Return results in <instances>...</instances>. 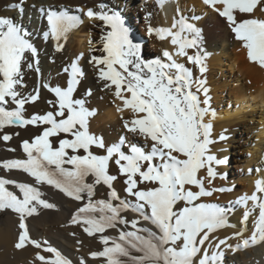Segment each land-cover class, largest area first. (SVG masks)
<instances>
[{"label": "snow or ice", "instance_id": "obj_1", "mask_svg": "<svg viewBox=\"0 0 264 264\" xmlns=\"http://www.w3.org/2000/svg\"><path fill=\"white\" fill-rule=\"evenodd\" d=\"M24 3L25 0H17L9 7L23 12ZM159 3L163 6L164 0ZM203 3L227 20L236 39L247 49L249 60L264 67V18L255 15L257 10L264 13V0ZM41 12L45 10L41 8ZM86 15L102 22L101 54L93 55L90 63L104 88L122 102L118 111L128 109L133 114L124 126L133 137H142L144 145L126 137L107 145L103 137L90 131L89 121L96 111L87 107L84 99L74 96L83 76L78 58L63 69L68 73L66 86L38 81L36 89L28 92L27 72L34 67L40 72L38 50L22 24L0 15V131L12 125L41 128L40 134L22 141L25 158L4 160L2 167L22 170L35 183L51 186L82 202L71 223L81 226L89 236L101 234L105 247L91 255L106 257L107 264H197L198 257V264H224L220 249L226 239L215 242V233L231 226L229 216L236 205L246 209L242 223L258 209L251 236L236 248L264 242V179L255 182L251 195L241 196L228 206L204 201L214 192L232 188L211 186L218 177L226 178L218 168L227 159L219 158L211 149L216 143L212 121L217 113L211 108L206 81L194 79L192 70L177 59L185 57L201 74L207 71L205 61L209 54L203 48L201 29L183 15L168 28L149 26L150 35L161 40L170 38L175 52L164 50L163 58L145 59L140 43L134 41L119 13L101 5L99 11L88 8ZM46 17L49 30L44 32V38L55 40L59 51L63 48L60 41L68 38L80 18L67 8H49ZM189 49H195V54L189 55ZM41 88L54 94L55 99L47 101L50 110L26 116V105L40 99ZM87 94H91L90 90ZM12 137L8 132L0 135L5 142ZM225 139L220 134L219 140ZM94 149H102L104 154H97ZM110 163L125 178L126 198L113 186L117 175L110 174ZM9 185H15L19 192ZM100 185L109 189L107 198L94 199ZM41 207L51 209L55 205L42 198L40 188L0 177V211L11 210L19 217L14 246H34L49 253H36L40 264H72L58 249L30 236L26 220ZM129 210L137 213V218L128 220L122 215ZM141 219L150 222L155 230L139 227ZM118 225H130L133 230H120L118 239L104 234ZM234 235L239 237L242 233Z\"/></svg>", "mask_w": 264, "mask_h": 264}, {"label": "bare ground", "instance_id": "obj_2", "mask_svg": "<svg viewBox=\"0 0 264 264\" xmlns=\"http://www.w3.org/2000/svg\"><path fill=\"white\" fill-rule=\"evenodd\" d=\"M16 2L17 0H0V15L13 17L16 19V22L22 24L24 29L30 34L29 38L31 42L38 50V66L40 72L37 73L35 67L27 72L25 77L27 91H34L38 81L41 84L48 82L52 85L59 84L61 86H66L68 73H65L63 69L78 58V65L83 72V76L81 77L80 84L77 86V91L74 93V96L77 99H84L86 101V106L96 111V114L89 121V127L93 129V132L103 136V138L112 144L119 143L121 137H126L127 140L140 145H144V141L142 137H133V135L127 131L124 126L125 121L131 120L133 114L129 110H126L129 111L127 115H119L118 113L121 111L118 113L116 112V103L119 99L113 95L112 91L104 88V82L98 79L96 69L94 65L90 63L93 55L98 56L101 54L99 51L100 48L89 51V43H91V46H101L99 42L102 35V22L96 23L94 21L95 19H90L86 15L87 9L93 8L99 11L100 6L104 5L105 10L119 13L129 28L133 26L131 22L133 23L134 20H138L143 35L141 40L144 38L149 40L150 49H148V51L144 50V54L141 52V55L145 59H153L156 57L163 58L162 53L164 50L175 52V46L171 44L170 38L161 40L154 34L150 35L148 33L149 26L153 28L171 27L174 19H179L181 15L188 18L189 22L195 23L196 26L201 29L203 48L209 54L205 61L207 71L201 74L199 68L188 62L185 57H178L177 59L192 70L194 79L198 78L206 81L205 86L209 89V96L211 97V108L217 113L216 118L212 121V138L216 141V143L211 145L212 152L219 158L224 159L229 154V142L238 141L240 146L243 147L240 152L247 153L245 159L242 160L245 162L244 167L247 170L244 190L241 191L239 188H236L231 191L214 192L211 197L204 198V201L228 206L230 202H234L239 197L246 194L251 195L253 191H255V182L264 179V67L249 60L247 49L243 46L242 41L236 39L235 33L232 31L227 20L221 17L212 8L205 5L203 0H164L163 6L160 5L159 0H25L23 12L9 7V5L15 4ZM259 7L258 5V9ZM41 8H43L45 12H41ZM49 8L54 10L67 8L70 14L79 16L81 21L68 33V38L66 40L62 39L60 41V43L63 44V48L59 51L56 49L57 42L51 39V37L46 40L43 35L44 32L49 30L46 17V11ZM255 15L258 18H264V13L258 10L255 12ZM193 17H197L198 19H193ZM195 51V49H189L188 53L189 55H194ZM81 53L83 54L82 56ZM89 88L92 89L90 95L87 94V89ZM193 90L195 91V85ZM199 95L201 99H203V93L201 92ZM54 99V94L41 88L40 99L33 105L27 106L29 110L26 115H31L34 112L42 114L50 110V105L47 101ZM7 131L18 133V135L13 136L7 143H4L0 139V159H3L2 161H4V159H12V157L17 155L20 156L21 146L19 141L30 139L32 136L40 134L41 128L31 125L26 128L10 126L6 128V131H0V135ZM244 132L246 133L245 137L243 136ZM220 134H223L226 139L223 141L219 140ZM12 149L15 151H12ZM221 166H219L220 169L225 170L229 168L226 164ZM112 170H114L112 171L113 174L117 175V184L119 185V188L115 189L122 198H126L121 191V186L123 185L121 181L123 182L124 180L123 176L118 174L117 166ZM1 171L2 174H0L4 178L15 180L17 177L18 180L24 183L28 182L35 187L41 188L40 190L45 188L48 189V191H56L55 188L46 184L40 185L35 183L34 178L24 173L22 170L15 171L17 172V174H15V172L11 170L0 167V172ZM7 174L10 176L12 175V177H8ZM200 174L204 175L205 173L201 172ZM232 180L233 178H229V180L226 181L228 184H231ZM214 183H216V185H211L212 187H224V181L216 180ZM11 189L15 190V185H11ZM108 191L109 189L106 185L97 186V193L94 199L102 195L103 198H107ZM44 192L45 191H42V198L52 201V199L46 195L47 193L45 194ZM56 192L60 191L57 190ZM55 195L57 196L58 194L56 193ZM59 197L63 200V202L60 200L61 206H63L67 212H71V209H75L79 204H82V202L75 201L65 196L63 193H61ZM249 204H251V202H249ZM55 208H57L56 205L54 209ZM54 209L51 208V211ZM245 210L243 205L234 206L229 216V224L231 226L220 229L215 233V242L226 239V245L221 246L220 249L224 254V264H264V242L250 245L247 248H236V245L242 243L243 239L251 236L254 228L253 221L256 216H258L257 209L252 213L246 223H242ZM48 211L44 214H41L43 212L40 211V214H38V212L27 218L26 222H28L27 225L29 227L30 236L36 239L41 230L45 231L48 238L57 237V235L50 233L53 231H58L57 234H59V236H67L66 233H63V229L59 230V226H56L57 218L54 219V217L58 213H56L55 210L52 211L53 213ZM50 213L53 214L51 218H49ZM122 215L128 220H132L137 218L138 214L129 210L122 213ZM17 217L18 215L12 211H0V264H40V261L36 258V253L38 252L37 248L34 246H26L24 249H17L14 246L18 237L19 221ZM138 226L151 227L155 230L150 222L142 219ZM117 228L118 229L115 230L107 229L104 234L118 239L120 230H133L130 225H118ZM237 232H241L242 235L239 237L234 235ZM98 234L101 235L100 233ZM57 239L59 238L57 237ZM88 242H90V240ZM61 243L62 244L59 246L62 250L64 252L69 251L68 247L72 244H66L65 241ZM111 243L112 242L109 241V245H111ZM78 244L80 243L78 242ZM84 245L86 247L87 244L85 243ZM78 248L80 247L78 246ZM42 255L48 256L46 253ZM132 255H139V253L132 252ZM97 263L93 262V264Z\"/></svg>", "mask_w": 264, "mask_h": 264}, {"label": "rangeland", "instance_id": "obj_3", "mask_svg": "<svg viewBox=\"0 0 264 264\" xmlns=\"http://www.w3.org/2000/svg\"><path fill=\"white\" fill-rule=\"evenodd\" d=\"M143 2V1H142ZM96 23H99L100 21H97V20H94ZM131 24H133V26L132 27H130V30H131V35H132V37H133V39H134V41L135 42H137V43H140V45H141V52L143 53V51L144 50H147L148 51V49H150V46H149V40L148 39H146V38H144L143 40H141V38L143 37V35H142V33H141V29H140V25H139V21L137 20H134L133 21V23L131 22ZM88 46V45H87ZM89 46H90V49H97V48H100L101 46H97V45H92L91 46V43H89ZM89 51H94V50H89ZM144 54V53H143ZM89 90H90V93L92 92V89L91 88H89V89H87V91L89 92ZM37 102V101H36ZM35 103V102H34ZM34 103H30V104H28V105H33ZM119 103H122L120 100L119 101H117V103H116V112L118 113V112H120V111H118V108L119 107H122V104H119ZM28 105H26V112H25V115L27 114V111L29 110L28 108H27V106ZM126 110H128V109H124L123 110V112L121 111L120 113H118L119 115H121V114H124V115H127L128 113H129V111H126ZM34 113H36V112H34ZM26 116H30V115H26ZM254 124V123H253ZM12 126H15V125H12ZM8 127H10V126H8ZM7 127V128H8ZM15 127H17V126H15ZM90 128V127H89ZM247 128V127H246ZM243 129H245V128H243ZM5 131H6V129H4ZM93 129L92 128H90V131H92ZM244 131V130H243ZM8 133H11V134H13V136H16V134L17 133H13V132H11V131H7ZM41 132V131H40ZM92 133H94L95 135H97V136H100V137H103V136H101V135H99V134H96L95 132H93L92 131ZM243 136L245 137L246 136V133L244 132L243 133ZM32 137H34V136H32ZM238 137V136H237ZM243 137V138H244ZM236 138V137H235ZM104 139V141H105V143L107 144V145H111L112 143H110L109 141H107L105 138H103ZM237 139V138H236ZM2 140V139H1ZM23 140H25V139H23ZM23 140H21V141H19V143H20V146H21V143H22V141ZM3 141V140H2ZM4 143H7V142H5V141H3ZM229 148V154L227 155V157H225L226 159H227V163H226V165H228L229 166V168H227V169H220L219 168V172L220 173H225L226 174V178H217L216 180L217 181H224V187H228V188H232V189H236V188H239V190H244V188H245V185H246V179H247V175H246V172H247V170L245 169V167H244V165H245V162H243L242 160H244L245 159V156L247 155V153H241L240 152V150L242 151V149H243V147H241L240 146V144H239V142L238 141H230L229 142V146H228ZM7 148V147H6ZM102 149H94V151H96L97 152V154H104V152H103V150L101 151ZM23 153V154H22ZM6 156V155H5ZM7 157V156H6ZM16 157H18V158H16ZM1 158V157H0ZM8 158V157H7ZM22 158H25V153L23 152V150H22V146H21V150H20V156H15V157H12V159H22ZM11 159V158H10ZM3 159H0V167L1 168H3L2 167V161ZM4 160H8V159H4ZM2 161V162H1ZM113 165V166H112ZM225 165V164H224ZM115 164H112V163H110V174H112V175H115V174H113V172L112 171H114V170H112V169H114L115 168ZM114 167V168H113ZM222 167V166H221ZM7 170V169H6ZM221 170H222V172H221ZM249 170V169H248ZM11 171H13V172H15V171H17V169H12ZM1 174H2V171L0 172ZM0 174V177H2V175ZM15 174H17V172H15ZM7 176L8 177H12V175L10 176V175H8L7 174ZM122 176V175H121ZM15 177H16V175H15ZM14 177V178H15ZM4 178V177H3ZM229 178H233V180H232V182H231V184H228V180H229ZM5 179H9V178H5ZM123 179H125L124 177H123ZM10 180V179H9ZM18 180V178L16 177L15 178V181H17ZM216 180H214L213 181V184L212 185H216V183H214V182H216ZM227 180V181H226ZM240 181V182H239ZM17 183H24L23 181H20V180H18L17 181ZM25 183H28V182H25ZM118 183V179H116L114 182H113V186L115 187V188H119V185L117 184ZM121 183L123 184L122 186H121V191L123 192V195L126 197V193L124 192V188H125V185H124V180H123V182L121 181ZM229 185V186H228ZM10 189H11V185H9L8 186ZM14 187V186H13ZM44 188V187H43ZM242 188V189H241ZM41 189V188H40ZM45 189V188H44ZM41 190V192L42 191H45L44 193L47 195V196H49L50 197V199H52V201H53V204L54 205H56V207L57 208H53L55 211H56V213H58V214H56V216L54 217V219H56L57 218V220H56V226L58 225L59 227V230L60 229H63V233H66L67 234V236H59V234H57L58 233V231H53V232H50L51 234H54V235H57V237L59 238V239H57V237H54V238H48V236L45 234V231H43V230H41V231H39V234L37 235V238H36V240H38V241H41L42 243L43 242H47V245H51L52 247H55L56 249H58L60 252H62V254L64 255V256H66L67 258H69L71 261H72V264H87V262H88V264H93V262L94 263H97V262H99L100 264H107V258L106 257H93L92 255H91V253L92 252H98V251H102L103 249H104V245H103V242L101 241V239H100V236L101 235H99L98 233L97 234H95L94 236H89L87 233H85L84 231H83V228L81 227V226H79V225H76V224H73V223H71V220H72V216H73V214L75 213V209H77L78 207H80V205H82V204H79L75 209H71L70 211L71 212H67V210L63 207V206H61V202H60V200H61V197H59L60 195H61V193L60 192H56L58 189H56V191H48V189H45V190ZM15 191H17V192H19V189L18 188H16L15 187ZM53 192V193H52ZM58 194L57 196L55 195V194ZM60 193V194H59ZM44 194V195H45ZM49 194H51V195H49ZM54 194V195H53ZM45 195V196H46ZM53 195V196H52ZM46 196V197H47ZM55 197H56V199H55ZM55 200H54V199ZM96 199H105V198H103V195L101 196V197H97ZM59 200V201H58ZM52 201H49L50 203H52ZM58 201V202H57ZM62 202H63V200H61ZM57 204H58V206H57ZM59 207V208H58ZM44 211H43V210ZM56 209H59V210H56ZM62 209H63V211H62ZM49 210V211H48ZM54 210H52V211H54ZM9 211H11V210H9ZM43 212V213H41V212ZM46 211H48V212H51V213H53L52 211H51V209H45V208H38V214H44ZM61 211H62V214H61ZM8 213H10V212H8ZM50 213V217L49 218H51V216H53V214H51ZM68 213V214H67ZM36 214V213H35ZM61 214V215H60ZM8 215H10V214H8ZM57 215H59V216H57ZM64 215V216H63ZM33 216V215H32ZM61 216H62V218H61ZM53 218V217H52ZM70 218V219H69ZM17 219H18V221H19V217H17ZM61 219V220H60ZM63 219V220H62ZM58 220H60V221H58ZM27 221V220H26ZM58 221V222H57ZM67 221V222H66ZM66 222V223H65ZM26 223H28V222H26ZM58 223V224H57ZM115 229H118V228H115ZM115 229H108V230H115ZM67 230V231H66ZM97 235V236H96ZM84 236V237H83ZM96 236V237H95ZM61 237V238H60ZM63 238V239H62ZM66 238V239H65ZM74 238H77V239H74ZM79 238V239H78ZM85 238H87V239H85ZM90 238V239H89ZM96 238V239H95ZM98 238V239H97ZM83 239V240H82ZM60 240V241H59ZM61 240H63V241H61ZM66 240H67V242H66ZM75 240V241H74ZM84 240H86V241H84ZM90 240V242H88ZM65 241V243L67 244H69V243H71L72 245H70L68 248H69V251H66V252H64L63 250H62V248L59 246V245H61L62 243L61 242H64ZM72 241V242H71ZM78 242L80 243V244H78ZM84 242V243H83ZM81 243H83V244H81ZM87 244L86 245V247H85V245L84 244ZM89 243V244H88ZM77 244V245H76ZM101 244V245H100ZM103 245V246H102ZM71 246H72V248H71ZM78 246L80 247V248H78ZM77 248V249H75V248ZM85 247V248H84ZM88 248V249H87ZM86 249V250H85ZM75 250V251H74ZM84 252H83V251ZM37 251H40L41 252V254H43V253H46V252H43L41 249H38ZM88 253V254H87ZM86 254V255H85ZM46 255H50L49 253H46ZM82 258V259H81ZM97 259V260H96ZM99 263H97V264H99Z\"/></svg>", "mask_w": 264, "mask_h": 264}]
</instances>
